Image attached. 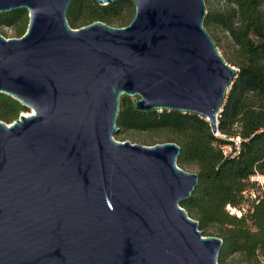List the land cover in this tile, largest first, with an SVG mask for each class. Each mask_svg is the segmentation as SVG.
Here are the masks:
<instances>
[{"label":"water","instance_id":"95a60500","mask_svg":"<svg viewBox=\"0 0 264 264\" xmlns=\"http://www.w3.org/2000/svg\"><path fill=\"white\" fill-rule=\"evenodd\" d=\"M70 1L0 0L30 18L21 37L0 34V93L34 110L0 120V264H219L222 238L181 205L199 184L181 147L114 138L123 95L218 133L238 70L204 27L205 0H131L130 24L80 28Z\"/></svg>","mask_w":264,"mask_h":264},{"label":"trees","instance_id":"16d2710c","mask_svg":"<svg viewBox=\"0 0 264 264\" xmlns=\"http://www.w3.org/2000/svg\"><path fill=\"white\" fill-rule=\"evenodd\" d=\"M222 1L225 7L206 6L203 20L214 41L216 36L209 31L220 28L228 33L234 56L224 59L238 67L220 112L218 133L197 113L139 110L137 99L127 95L121 97L116 124L118 134L151 132L163 136V142H176L181 147L178 165L194 168L199 174L198 186L181 205L199 222L204 235L222 238L218 263L256 264L264 255V183L259 190L258 181L251 180L255 175L264 177V0ZM134 15L131 0L106 5L71 0L67 10L73 28L98 20L123 27ZM29 21L25 8L0 13V28L13 27L19 37L27 31ZM27 110L17 99L0 93V120L12 122ZM236 135L242 138L239 155L225 156L221 146ZM246 191L252 193L246 195Z\"/></svg>","mask_w":264,"mask_h":264},{"label":"rangeland","instance_id":"374dc122","mask_svg":"<svg viewBox=\"0 0 264 264\" xmlns=\"http://www.w3.org/2000/svg\"><path fill=\"white\" fill-rule=\"evenodd\" d=\"M205 4L209 8H219V7H225L226 6L224 1H222V0H205ZM209 32L211 34H215V36H216L215 37V42L218 44L217 47H218L220 53L222 54V56L225 59H227V60L230 59V58L232 59L233 56H234V52H233V49L231 48V46H229V43H228V38H227L228 33L225 32V31H222L220 28L219 29L215 28L214 30L209 31ZM0 34L3 35L6 38L19 37V36H17V34L15 32V29L13 27L0 28ZM230 64L232 66H234L236 69L238 68L237 66L233 65V63H230ZM133 98H135V97H133ZM33 112H34V110L32 108L28 107V110L20 113V115L23 114V113L24 114H31ZM4 122H6V121H4ZM14 122H15V120L12 121V122H6V123H8V125H11ZM114 138L117 141H122V142L130 141L132 143H138V144L147 145V146L154 145L156 143H164L163 142V136L156 135V134L151 133V132H137V131L123 132V133H120V134H116L114 136ZM185 170H187L189 172H196V170L194 168H191V167H187V168H185ZM251 180L252 181H258L257 185H256V188L261 190V185L264 183V177L263 176H259V175H255V176L252 177ZM251 196H253V195L251 194ZM247 207L248 206H246V208ZM228 208L231 210V212L240 214L239 210L232 209L230 207H228ZM239 263L240 262H237L235 264H239ZM256 264H264V255L260 256L259 261L256 262Z\"/></svg>","mask_w":264,"mask_h":264},{"label":"built area","instance_id":"2783aa9c","mask_svg":"<svg viewBox=\"0 0 264 264\" xmlns=\"http://www.w3.org/2000/svg\"><path fill=\"white\" fill-rule=\"evenodd\" d=\"M231 143L224 144L221 146V149L224 153L225 156H230V157H236L239 155L240 150H241V144H242V138L240 135H236L233 137H230ZM249 191H246L245 194L248 195Z\"/></svg>","mask_w":264,"mask_h":264},{"label":"bare ground","instance_id":"6f19581e","mask_svg":"<svg viewBox=\"0 0 264 264\" xmlns=\"http://www.w3.org/2000/svg\"><path fill=\"white\" fill-rule=\"evenodd\" d=\"M34 113V112H33ZM33 113H31V114H33ZM31 114H27V115H31Z\"/></svg>","mask_w":264,"mask_h":264}]
</instances>
